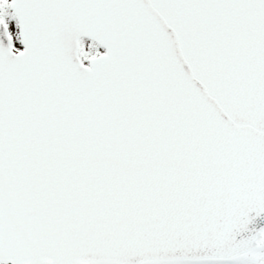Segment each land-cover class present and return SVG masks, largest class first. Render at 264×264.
<instances>
[{"label":"snow or ice","instance_id":"snow-or-ice-1","mask_svg":"<svg viewBox=\"0 0 264 264\" xmlns=\"http://www.w3.org/2000/svg\"><path fill=\"white\" fill-rule=\"evenodd\" d=\"M0 264H264V0H0Z\"/></svg>","mask_w":264,"mask_h":264}]
</instances>
